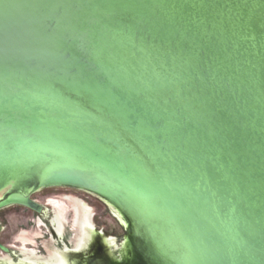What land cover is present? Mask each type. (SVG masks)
Instances as JSON below:
<instances>
[{
    "label": "water",
    "instance_id": "1",
    "mask_svg": "<svg viewBox=\"0 0 264 264\" xmlns=\"http://www.w3.org/2000/svg\"><path fill=\"white\" fill-rule=\"evenodd\" d=\"M219 1L0 0V65L17 67L21 73L53 84L60 92L69 91L75 99L66 98L62 93L65 100L75 101L80 108L91 110L108 124L110 130L104 136L113 129L123 134L124 139L117 145L113 139L103 142L95 134L91 144L94 148L87 151L88 158L82 161L49 159L45 152V162L31 159L15 162L32 166L38 174L33 189L72 186L109 201L113 199L122 213H130L127 215L133 228L142 230L141 237L147 242L145 227L150 225L147 220L153 218L157 229L171 226L168 218L171 207L160 197L141 189L129 170L128 154L131 158L140 157L141 166L151 174L155 168H166L169 176L180 179L184 176L176 170L186 169L188 174H193L194 169L201 174L196 165L199 157L205 156L206 170L202 173L206 178L198 181L200 189L195 188V194L203 198L202 210L197 216L202 233L192 229L191 215L189 218L182 215L181 221H188L197 240L205 242L211 255L207 257L208 264H264V90L259 84L254 86L253 82L260 78L258 74L247 84L237 81L242 77L236 75L237 65L232 66L238 58L232 52L226 55L223 42L224 34L231 38L232 17L225 9L226 4ZM112 32L139 36L134 48L129 49L134 52V60L139 58L138 42L142 40V44L152 46L147 53L155 49L157 56L165 60V52L170 51L172 58H180V63L174 66L184 65L189 75L175 77L177 87L166 92L164 85L156 84L158 90L153 89V93L158 105L153 107L145 100L144 92H129V86H123V81L114 74L116 67L122 69L123 58L111 68V74L106 73L105 60L114 49L107 44ZM91 41L96 46L101 43L106 55L97 56L92 52V47L88 48ZM161 59L153 60L155 67L160 63L162 67ZM199 86L206 89V98L210 97L207 99L210 108H204L203 115L194 113L197 105L191 110L184 104L185 112H176L170 106L172 100L184 103L199 95ZM253 87L254 99L248 93V90L253 92ZM1 88L0 149L5 145L6 154L13 155L17 140L30 142L37 133L29 129L30 122L16 125L25 114L21 106L19 110L11 105L18 89L9 93L8 87ZM220 103L224 111L235 116L233 121L232 117L227 120L219 114ZM205 114L211 117L198 120ZM252 116L255 120H250ZM190 120L197 128H186ZM141 139L151 143L157 158L140 143ZM127 145L131 148L129 152ZM116 152H119L118 160L112 157ZM241 186L243 193L236 189L242 190ZM12 205H23L37 213L45 211V206L32 198L29 190L8 193L0 199V209ZM139 211L145 215L141 217ZM162 240L166 241L164 237ZM164 244L172 253L170 264L174 259L179 262L184 250Z\"/></svg>",
    "mask_w": 264,
    "mask_h": 264
},
{
    "label": "bare ground",
    "instance_id": "2",
    "mask_svg": "<svg viewBox=\"0 0 264 264\" xmlns=\"http://www.w3.org/2000/svg\"><path fill=\"white\" fill-rule=\"evenodd\" d=\"M254 1L255 0H233V5H230V7L234 8L237 6L240 10V14H234V16L230 15L232 17L230 22V40H235V38L240 34H243V36H249V34L246 35L243 31L247 26L246 24L248 23ZM246 11L247 14L242 18L241 15L243 13L245 14ZM228 36L229 34H224L223 37L226 38ZM138 38L139 36L134 34H126L123 32L119 34L117 32H112L110 40L106 43L112 45L114 49L110 53L108 59L105 60L106 67L104 66V69L107 74H111V68H113V66L119 61V58H123V60L120 61L123 65L122 69H120V67H116L114 72L116 71L117 73L114 74H116L117 77H120L119 80L123 81V86H129V92H144L145 100L152 104L153 107H156V105H158V98L153 93V89L158 90L156 84L159 87H161L160 85H164L165 90L163 91L166 92L169 89L177 87V84L174 82L176 79L175 77L187 76L189 75V72L187 73L185 71L184 65L174 66L176 62L180 63L178 60L181 59L177 56L172 58L170 51L165 52L167 53L165 60H162L157 56V51L155 52V49L154 52L151 51L150 53H147L150 50L149 48H152V46L142 44V40L138 42L139 51L137 56L139 55L140 57L134 60V57H132L134 52L131 50L129 51V49L134 48L133 45L135 40ZM101 42L104 43V39H102ZM227 42L229 46H226V55H231L230 52H232L233 55L237 56L236 59L238 58V61H236V63H234L235 65L232 66L236 67L237 65L236 75L238 77H242L238 78L237 81L242 84L251 82L253 80V75H255L254 72L257 69V66L253 64L252 57H254V53H251V51L260 53L263 47V42H261V40L260 43L257 44L253 42V44H256L257 46L252 48V50L246 48L245 46L244 49H246V51L238 50L235 45L236 42L232 40H227ZM232 45H235L236 47ZM88 46V48L92 47L91 51L98 54L97 56H101L102 54L106 55L104 47L101 43L99 46H96V44L91 41ZM94 47L97 49L95 50ZM159 53L162 54V50H160ZM159 59L163 61V65L161 67L160 63L157 67H155L156 62L154 61H158ZM248 66L252 69L251 71L248 69ZM158 70H160V72H158ZM1 87H8L9 93H12L15 88L18 89L17 96L14 99L12 97L11 105L15 109H19V106H21L23 113L26 114L28 112V114L27 116L24 114V117H21L16 125H25V123L30 122L29 129H32L37 133L33 134L30 142L25 139L17 140L14 148L17 150L12 153L13 155L6 154L8 148L4 145V147H2L4 148V151L0 149V161L2 162H10L13 158L14 162L15 160H22L23 163L26 159H31L33 161L41 160L45 162L47 160L44 156L45 152L49 154V159L59 158L69 159L72 161H82L88 158L87 154H89V152L87 151L94 148L91 144L95 134L98 133L103 142L113 139V142L117 145L124 140L123 134L113 129L111 132L109 131L110 134L107 137L104 136V133L106 130H110V127H108V124L96 117L91 110L84 109L83 107L80 108L73 100H65L62 93L56 89V86L53 84L48 85V83H45L43 79H38L37 77L25 74L24 72L21 73L17 67H12L11 65H0V89H2ZM251 90L253 92L248 90V93L250 97L254 99L256 98L255 88L253 87ZM20 99H22L21 103H23V105H20ZM250 120H255V117L252 116ZM11 123L13 122L10 121V125ZM139 138L141 137H138V139ZM140 143L146 147L151 154H154L153 157L157 158L154 153L153 146L150 145L151 143H148L147 140L143 139L140 140ZM127 151H131L130 146L127 147ZM118 153L119 152H116V155L114 154V156H112L115 160H118L119 158ZM204 157L205 156H200V161L198 165H196L198 166V170L200 171L199 173L201 174H198V172L193 169L192 171L196 172L195 175L197 177H195L194 172H192L193 174L189 173V175L186 172V169L180 170L181 172L176 170V173L184 176L183 179H180L177 176H169L167 173L168 169L166 168H155V173L151 174L143 166H141L140 157L134 156L131 158L128 154L129 170L133 173L136 178V182L141 186V189H143L144 192H147V194L160 197L161 201L163 203L165 202L164 204L168 203L171 207L169 213L170 217H168L170 222H172L171 226L163 225V229H157V225L153 223L154 219L150 216L148 217L151 218V220H147L150 222V225L147 224L146 227L143 225L148 231V235L146 234L147 244L149 245L150 250L152 249L153 253H155L154 255H156L157 259L161 261V264H168V261L170 264V258L172 257V253L168 251L167 246L164 244L165 242L166 244L169 243L173 249L181 247V249L184 250L179 262L174 259V261H172L173 264H208L207 257H211V255H209L210 253L208 252V248L205 247V242L203 241L204 244H202V241L197 240V234H193L194 229H197L198 232H201L202 230V228L199 227V224L197 225V216H200L198 214L202 210L200 205L203 203V198L202 196L195 194V188L200 187L198 181L202 180L203 182L206 178L202 173L206 170ZM165 171L167 174H165ZM229 180L233 182L232 179L229 178ZM225 182L228 183L227 181ZM237 184H239V182H237ZM13 187V181H9L4 186L0 187V199H2L7 192L12 190ZM236 189H239L238 191L240 193L244 192L243 187L242 190L239 187H236ZM110 205L114 211L120 209L117 206L118 204L115 206L114 202ZM164 206L166 207V205ZM163 209L168 211L166 208ZM127 213L130 215L129 212ZM139 213L141 217L145 215L140 211ZM182 215L186 218H189L191 215L190 218H193V221H190L189 223L193 230L189 227L188 221L187 223L186 221L185 223L181 221L180 218H182ZM201 216L205 215L203 214ZM232 220L237 221V218L233 217ZM56 227L57 230H60L59 222L56 223ZM141 231L142 230L137 229L136 233L140 234ZM158 233L161 234V237L157 236ZM163 237L166 240L164 242L162 240ZM150 242L153 245H151ZM157 255H159V258Z\"/></svg>",
    "mask_w": 264,
    "mask_h": 264
},
{
    "label": "rangeland",
    "instance_id": "3",
    "mask_svg": "<svg viewBox=\"0 0 264 264\" xmlns=\"http://www.w3.org/2000/svg\"><path fill=\"white\" fill-rule=\"evenodd\" d=\"M219 1V0H218ZM224 4H226L225 9L228 13L234 16L240 14L239 8L236 6L234 8L230 7L233 5V0H222ZM220 2V1H219ZM228 3V4H227ZM230 3V4H229ZM222 7V6H221ZM228 8V9H227ZM230 11V12H229ZM237 12V13H235ZM246 13L242 14L241 17H245ZM249 14V12H248ZM238 20V19H237ZM246 28L243 32L249 36H243V34L237 36L235 40V45L238 50H245L244 47L252 50L257 46V43L263 42V47L260 53H256V51H251L254 53V57H252L253 64L257 66L255 75H260L258 81H254V86L257 84L261 85V89L264 90V1L263 0H255L253 2V7L251 8V14L248 19V23L246 24ZM229 37V36H228ZM224 38L223 42L228 44L227 40H230V37ZM238 39V42H237ZM260 39V40H259ZM253 42L256 44L254 45ZM235 45H232L236 47ZM246 53V52H245ZM224 54V53H222ZM140 57V56H139ZM161 58V56L159 57ZM248 69L251 71L252 69L248 66ZM253 75V74H252ZM257 77V76H256ZM252 83V84H253ZM190 88L189 86L187 87ZM194 89V88H192ZM61 93H64L66 98L71 97L75 99V96L72 95L69 91L62 89ZM197 96L191 97V99H187L186 102L180 103L181 100H172L170 106H174L176 112H184L186 111L184 108V104L188 105L189 109H193L195 105H197L195 114L202 112L203 109H209L208 100L210 97L206 98L207 92L204 90L203 86H199L197 89ZM212 94V93H211ZM194 98V100H192ZM221 98V96H220ZM208 99V100H207ZM202 100V101H201ZM207 100V101H206ZM205 101V102H204ZM262 105H264V95H262ZM200 106V107H199ZM222 108L223 105L220 103L218 108ZM229 111L226 112L223 109H220L219 114L225 119H229L232 117V121L235 119V116H230ZM212 114V113H211ZM210 118V114H205L204 117H198V120L205 121ZM231 122V121H229ZM196 127V126H195ZM193 121H188L186 123V128L193 130L194 128ZM197 128V127H196ZM41 163V162H38ZM35 163V164H38ZM43 164V162L41 163ZM39 164V165H41ZM38 170V168H37ZM38 172V171H37ZM39 173V172H38ZM38 178V174L34 171L32 166L19 165L18 163L11 162H2L0 161V187L7 184L9 181H13L14 187L8 193L19 192L21 190L30 191V196L40 203L44 204L45 208L47 207V213H37L30 208L20 206V205H12L3 210H0V233L3 232L4 228L7 227L8 230H15L17 236L24 240H32L36 250L41 255H46L48 251H60L65 258H67V253L72 250H76V252L86 250L91 241L94 239L95 230L89 227H86V231L84 232L83 240L79 241V235L81 234V230L74 223V207L77 208L76 204H74V200L78 199L85 202L90 208L89 211L94 214L92 221L97 227L98 230V258L99 264H161V261L157 259V257L150 251L149 245L146 240H143L141 234L136 233L137 230L133 228V224L131 223L130 217L127 218V221L130 223L131 229L128 230L125 226H123L118 218L114 215L113 210L106 206L104 202L98 199L96 196H92L84 193L81 190L67 188V187H59V186H50L44 187L40 189H33L34 184L36 183V179ZM16 187V188H15ZM22 188V189H21ZM50 200L55 201V208L61 212L64 218V222L66 224V236L69 242H72V246L69 244L64 245V250L60 247L56 246L58 240L54 236V230L51 225V220L54 215V207L49 206L48 203ZM117 200V199H115ZM114 200V201H115ZM78 203V201H76ZM113 202V199H112ZM117 205V204H116ZM119 206V205H118ZM126 212V211H125ZM90 214V213H89ZM88 215L89 219L91 216ZM125 224L126 222L120 218ZM43 221L45 222V226H43ZM53 232V234H52ZM103 232V233H101ZM134 233V235H133ZM136 234V235H135ZM59 237V236H58ZM102 237L104 238V243L102 241ZM135 238V239H134ZM79 242L80 245L78 244ZM47 247V250H44L43 246ZM47 251V253H46ZM80 256H84L83 253H80ZM76 254L70 253L71 257H74ZM44 261H47V258L39 259L35 264H47ZM18 264H22L21 261ZM65 264V263H64ZM68 264V263H66Z\"/></svg>",
    "mask_w": 264,
    "mask_h": 264
},
{
    "label": "flooded vegetation",
    "instance_id": "4",
    "mask_svg": "<svg viewBox=\"0 0 264 264\" xmlns=\"http://www.w3.org/2000/svg\"><path fill=\"white\" fill-rule=\"evenodd\" d=\"M59 187H67V188H73V189H78L83 191L86 194L96 196L98 199H100L102 202L106 204L110 210L112 209L110 201L105 199L104 197L100 195H96L95 193H92L90 191L72 187V186H59ZM12 193H18V192H12ZM38 201V200H37ZM78 201V203L76 202ZM39 202V201H38ZM74 204H76L77 208L74 207V223L79 227L81 230V234L79 235V241L83 240L84 232L86 231V227L94 229L95 235L94 239L91 241L89 247L84 250V251H79L76 252V250L69 251L66 255L67 258L63 256V254L60 251H46V255H41L38 253V251L35 248V245L32 240H22L17 236V233L15 230H8L7 227L4 228L3 232L0 233V264H18L20 261L22 264H35L38 262V260L47 258V261H44L47 264H99V258H98V242H97V237H98V230L95 224L92 221V218L94 214L89 211V206L78 199H75ZM40 203V202H39ZM42 204V203H41ZM44 205V204H43ZM49 206L54 207V215L51 220V225L54 230V236L58 240L56 243L58 247H60L62 250H64V245L69 244V246H72V242H69L67 240L66 236V224L64 222L63 215L61 214L60 211H58L55 208V201L50 200L48 203ZM23 206V205H20ZM116 206V205H115ZM26 207V206H24ZM7 208V207H6ZM28 208V207H27ZM4 208L0 209L3 210ZM119 209V208H118ZM113 210V209H112ZM111 210V211H112ZM47 213V207L45 208V211ZM114 215L118 218V221L125 226L128 230L131 229L130 223L127 221L126 216L127 212L123 211V213L119 210L114 211ZM87 213L91 216V219H89ZM123 214V215H122ZM123 219L126 224L120 220ZM129 218V217H128ZM59 222L60 224V230H57L56 223ZM43 226H45V222L43 221ZM103 233V232H101ZM59 236V237H58ZM104 238L102 237V241L104 243ZM81 242L78 244L80 245ZM105 244V243H104ZM106 245V244H105ZM107 246V245H106ZM44 250H47V247L44 245L42 247ZM70 253L76 254L74 257L70 256ZM83 253L84 256H80Z\"/></svg>",
    "mask_w": 264,
    "mask_h": 264
}]
</instances>
